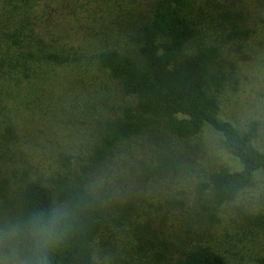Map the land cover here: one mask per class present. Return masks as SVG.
Returning a JSON list of instances; mask_svg holds the SVG:
<instances>
[{
	"label": "trees",
	"instance_id": "16d2710c",
	"mask_svg": "<svg viewBox=\"0 0 264 264\" xmlns=\"http://www.w3.org/2000/svg\"><path fill=\"white\" fill-rule=\"evenodd\" d=\"M252 35L232 0H0V264H232L211 231L235 208L264 237L237 207L261 122L221 116Z\"/></svg>",
	"mask_w": 264,
	"mask_h": 264
},
{
	"label": "rangeland",
	"instance_id": "374dc122",
	"mask_svg": "<svg viewBox=\"0 0 264 264\" xmlns=\"http://www.w3.org/2000/svg\"><path fill=\"white\" fill-rule=\"evenodd\" d=\"M232 1L246 14L247 24L253 29V35L239 46L231 47L239 89L233 92L229 88L223 94L221 116L240 129L245 128L250 120L258 119L261 130L256 146L264 151V0ZM42 134L49 137L71 135L69 130L50 131L49 126ZM201 140L209 155L217 156L225 164L235 165L216 149V135L209 128H205ZM46 163L49 171L55 168L54 158L47 159ZM237 207L248 208L250 212L264 209L263 172L255 176L253 186L240 196ZM238 217L241 218L236 208L223 213L219 223L211 231V240L214 245L221 247L232 264H250L252 258L263 253L264 237L256 231L242 232L237 223Z\"/></svg>",
	"mask_w": 264,
	"mask_h": 264
}]
</instances>
